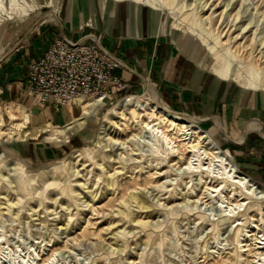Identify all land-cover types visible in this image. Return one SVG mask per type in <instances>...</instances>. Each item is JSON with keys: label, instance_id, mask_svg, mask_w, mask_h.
<instances>
[{"label": "rangeland", "instance_id": "obj_1", "mask_svg": "<svg viewBox=\"0 0 264 264\" xmlns=\"http://www.w3.org/2000/svg\"><path fill=\"white\" fill-rule=\"evenodd\" d=\"M96 1L94 10L100 17L102 8L98 1L101 4L105 1L125 2L123 17L128 16V5L133 14L139 5L157 10V27L166 26L168 35L183 52L194 60L205 56V67L215 75L225 64L234 69L230 80L246 89L264 90V59L260 64L256 63L257 52L252 55L241 48L254 37L255 28L241 39V34L234 39L237 31L225 35L226 28L223 29L237 16L239 5L226 8L225 0ZM251 2L255 1H247L249 8L253 6ZM70 5L69 18L79 12V24L90 25L92 32H98L96 34L100 36L95 22L90 20L89 0H1L0 58L17 46L18 41L7 39L9 32L17 26L27 29L19 36L21 40L32 34L40 23L52 27L57 35L64 34L59 31L67 30L70 25L66 16ZM241 9L238 11L239 24L245 26L251 22L249 27L253 26L258 16L254 14L255 10ZM108 13L109 9L105 10V14ZM209 16L211 21L205 19ZM100 17L97 28L102 30ZM212 46L214 48L210 49ZM247 76L253 79L257 88L247 87ZM145 79L149 80L141 78L127 91L117 92L111 101H103L90 120L89 131L77 128L78 133L46 140L62 145L77 133L76 138L63 146L58 157L44 161H30L15 154L9 146L16 140L38 135L36 128H30L32 116L36 108L45 106L31 105L30 97L26 102L10 101L3 103L4 107L0 106L3 124L0 130L9 128L10 114L17 116L23 110L28 113L24 118L27 128L20 132L13 128L15 131L12 129L11 136L0 134V152L4 151L0 157V264H210L220 260L222 264L244 263H238L236 258L239 250L244 248L241 244L236 246V231L240 229L243 244L253 247L255 241L247 235L256 233L260 237L264 232H259L256 226L259 224V204L250 202L234 218H229L221 216L222 211L215 207L216 200L209 194L196 201L195 193L203 190V187L199 188L202 184H196L197 176L186 185V174L176 166L169 168L159 151L157 154L152 152L148 146L153 140L138 134L140 128L135 120L121 119L118 108L113 111L119 99L143 93ZM149 82L157 99L163 102L153 82ZM73 102L67 104L70 118L76 112ZM171 110L198 119L196 114ZM106 111L110 112L107 116ZM200 123L211 136L219 138L212 128ZM47 124L54 127L64 123L44 122L38 128L43 140L49 134L44 131ZM25 131L29 134L22 138ZM155 164H158V172L167 173L149 177ZM228 196L226 192L225 197ZM262 206L264 208V204ZM235 220L244 225L235 227ZM260 227L264 229V225ZM40 258H44V262Z\"/></svg>", "mask_w": 264, "mask_h": 264}, {"label": "crops", "instance_id": "obj_2", "mask_svg": "<svg viewBox=\"0 0 264 264\" xmlns=\"http://www.w3.org/2000/svg\"><path fill=\"white\" fill-rule=\"evenodd\" d=\"M98 3L102 8V17L94 10L97 1L89 0L90 20L95 22L101 43L123 63V67L112 70L113 75L127 83L118 93L127 91L132 83L141 78H148L170 109L196 114L205 127L212 128L213 133L218 135L220 145L228 149L226 151L234 158L239 169L264 184V90L246 89L232 80L216 76L205 67V56L201 60H194L183 52L168 35L166 26L157 27V10L139 5L133 14L128 5V16L123 17L125 2ZM107 9L109 13L105 14ZM67 10L66 16L69 18L72 5ZM78 14L69 18L67 30H60L59 33L74 40L89 33L97 35L98 32H92L90 25L79 24L81 17ZM99 17L103 22L102 30L97 28ZM25 29L17 26L9 32L7 39L18 41L17 46L4 52L5 55L0 58V106L10 101L22 103L28 100V63L42 55L57 35L52 27L40 23L32 34L21 40L19 36ZM149 80L143 82H148L153 89ZM70 116L67 105L36 108L30 128H36L38 135L16 140L9 148L34 162L58 157L63 146L76 138L78 132L67 143L56 145L43 140L38 128L46 121L63 124ZM82 130L89 131V128Z\"/></svg>", "mask_w": 264, "mask_h": 264}, {"label": "bare ground", "instance_id": "obj_3", "mask_svg": "<svg viewBox=\"0 0 264 264\" xmlns=\"http://www.w3.org/2000/svg\"><path fill=\"white\" fill-rule=\"evenodd\" d=\"M247 1L248 0H225L224 5L226 8L229 5L232 7L234 4L239 5V8L237 10V16L230 21L229 25L226 24L223 29L226 28L225 35L237 31L238 33L234 39H236L239 34H241V39L246 33L255 28L253 30L254 37L251 38L247 45H242L241 48L245 51H249L252 55L257 52L255 55L257 58L255 61L260 64L262 59H264V0H253L255 2H251L253 4L251 8H249ZM5 6L6 5H4V7ZM241 8L245 11L251 9L255 10V12H253L258 16L255 17L256 23L254 22L255 24L253 26L249 27L251 22H247L245 26L239 24L241 20H239L238 15L240 12L238 11H240L239 9ZM203 9L204 6H202L200 10L202 11ZM244 14H246V12ZM205 19L211 21L212 17L209 16ZM257 30L259 31L258 33H256ZM220 34H222V29L218 30V35L220 36ZM216 39L217 38H215V40ZM213 48L214 47L212 46L210 49ZM262 63H264V60ZM233 73L234 69L225 64L221 65L219 69L216 70L217 76L228 80L233 77ZM246 81L248 82V88L258 87L250 76L246 77ZM143 89V93L127 95L124 98L119 99L114 104L112 108L113 111L118 108V114L121 116V119L128 117L135 120L140 128L138 134L141 136L146 135L153 140V144L148 146L152 152L157 154L159 151L163 155L162 161L166 160V164L169 168L176 166V168L186 174V179H188V181L185 182L186 185L193 180L194 176H197V179L195 180H197L198 183L196 184H202L199 188L203 187V190H199L198 193H195L194 198L196 201L203 200L206 195L209 194L212 199L216 200L215 207L222 211L221 216L229 218H234L236 214L243 211L245 209L244 206L248 203L257 202L260 207L259 217L257 219L259 224L256 226L259 228V232L264 231V229L260 227L264 225V208L262 206L264 204V184L250 178L248 175L240 171L234 158L228 154L226 150L221 148V140L211 136L206 130H204L199 119L172 111L163 102L157 99L151 86L146 81L143 84ZM73 101V111H76L74 116L61 126L51 127L50 124H47L48 128L46 127L44 131L49 134L44 136L45 140H53L62 136H69L77 132V128H87L90 125V120L94 118V114L103 105V100H101L100 96H91V99L88 100L78 98ZM25 112L27 111L23 110L22 113L17 116H15V114H10L12 120L10 126L9 128H5V130H0V134L11 136L14 133L13 128H17L19 132L23 131L21 129L27 128V124L25 123L26 120L24 121V118L27 117L28 113L25 114ZM106 112L107 116L110 112ZM14 121L20 122L16 123ZM0 126H3L1 117ZM28 134L29 132L27 133L25 131L24 134H22V138ZM136 135L134 134L133 136ZM3 155L4 151L0 152V157ZM181 161L182 163H179ZM157 166L158 164L154 165V171L149 172V177L158 173L159 175H165L167 173V171L158 172ZM192 185L193 183L191 184V187ZM226 192L229 195L228 197H225ZM235 221V227H238V225H244L242 222H238V220ZM239 230L240 229L237 228L235 237L237 243L236 246L241 244L240 247L244 248L239 250L240 253L236 256L238 263L263 264L264 232L260 237H257L256 233H250L247 235L251 240L255 241L253 247H248L250 244H243V240H240ZM248 256L253 258L248 259ZM40 260L44 262L45 259L40 258ZM210 264L222 263L220 260Z\"/></svg>", "mask_w": 264, "mask_h": 264}, {"label": "built area", "instance_id": "obj_4", "mask_svg": "<svg viewBox=\"0 0 264 264\" xmlns=\"http://www.w3.org/2000/svg\"><path fill=\"white\" fill-rule=\"evenodd\" d=\"M121 67V60L101 43L100 36L89 33L74 40L58 34L42 55L28 63V97L31 105L55 108L91 96L111 101L127 86L112 74Z\"/></svg>", "mask_w": 264, "mask_h": 264}]
</instances>
